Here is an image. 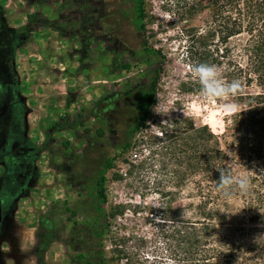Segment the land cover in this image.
Here are the masks:
<instances>
[{
    "label": "rangeland",
    "instance_id": "obj_1",
    "mask_svg": "<svg viewBox=\"0 0 264 264\" xmlns=\"http://www.w3.org/2000/svg\"><path fill=\"white\" fill-rule=\"evenodd\" d=\"M133 2L0 0V21L6 28L0 43L13 45L11 60L10 45L0 47V80L9 81L11 69L29 123L25 154L14 169L22 174L14 178L21 188L6 191L10 198L19 196L20 202L9 204L0 264H17L19 254H24L25 264H99L98 256L90 259L86 253L98 228L87 210L94 195L81 158L88 152L97 157L110 151L115 130L104 99L143 80L152 66L144 56L115 47L116 35L136 46ZM160 5L161 0H143L148 45L165 55L155 101L145 125L132 134L130 147L105 171L98 223L102 235L95 243L104 264H166L163 224L179 219L178 207L189 199L174 179V165H164L160 143L151 137H158L162 126L176 116L195 126L205 124L209 112L216 116L206 125L220 134L223 116L234 109L224 101L204 102L199 91L183 88L192 75L183 61L182 24L174 23ZM193 103L200 118L184 114ZM8 126L6 116L0 131ZM169 191L178 192L173 202L162 195ZM169 208L175 211L166 213Z\"/></svg>",
    "mask_w": 264,
    "mask_h": 264
},
{
    "label": "trees",
    "instance_id": "obj_2",
    "mask_svg": "<svg viewBox=\"0 0 264 264\" xmlns=\"http://www.w3.org/2000/svg\"><path fill=\"white\" fill-rule=\"evenodd\" d=\"M160 7L173 16L174 23L182 24L183 61L189 71L194 64L206 62L217 67L225 82H239L234 94L215 100L234 106L223 116L220 134L206 124L195 126L190 119L176 116L162 126L158 137H151L153 143H160L164 165H174V179L189 199L178 207L179 219L163 224L166 264H264V0H161ZM133 12L136 46L116 35L115 47L144 56L152 66L143 80L104 99L115 130L110 151L97 157L88 152L81 158L89 169L94 195L87 210L98 228L86 253L90 259L98 256L99 264H104V257L95 243L102 235L98 223L105 201V171L118 153L130 147L132 134L145 125L165 59L144 35L143 0H134ZM105 32L114 35L112 30ZM185 86L199 91L193 77ZM220 173H230L234 179L247 176V190L232 186L226 196L218 187ZM177 194L162 193L171 202Z\"/></svg>",
    "mask_w": 264,
    "mask_h": 264
},
{
    "label": "flooded vegetation",
    "instance_id": "obj_3",
    "mask_svg": "<svg viewBox=\"0 0 264 264\" xmlns=\"http://www.w3.org/2000/svg\"><path fill=\"white\" fill-rule=\"evenodd\" d=\"M5 26L0 21V35L6 31ZM9 33V32H8ZM8 41H2L0 47L7 46ZM9 56L11 60L10 50ZM13 72L10 69L9 81L0 80V121L8 116L9 126L6 131H0V237L8 234L9 204L15 205L19 196L9 197V192L20 187V183L14 181L15 177H20V172L15 173L14 169L21 165L20 157H24L26 150V109L25 103L19 91L15 89ZM21 188V187H20ZM9 191V192H6Z\"/></svg>",
    "mask_w": 264,
    "mask_h": 264
},
{
    "label": "clouds",
    "instance_id": "obj_4",
    "mask_svg": "<svg viewBox=\"0 0 264 264\" xmlns=\"http://www.w3.org/2000/svg\"><path fill=\"white\" fill-rule=\"evenodd\" d=\"M190 72L192 77L199 85V96L204 102L210 103L214 99H225L234 94L239 87L238 81L225 82L222 79L221 73L217 67L206 62L194 64L190 68ZM225 107L230 106L225 105ZM184 114L192 118H200V109L196 107L195 103H193L192 105L188 106V111ZM215 116L216 113L209 112L207 117L204 119V123L210 125L214 121ZM218 181V187L225 190L226 196L228 195L227 190L232 186H235L241 192L246 191L248 188L247 176H240L234 179L230 173H220V178Z\"/></svg>",
    "mask_w": 264,
    "mask_h": 264
},
{
    "label": "crops",
    "instance_id": "obj_5",
    "mask_svg": "<svg viewBox=\"0 0 264 264\" xmlns=\"http://www.w3.org/2000/svg\"><path fill=\"white\" fill-rule=\"evenodd\" d=\"M47 7L45 6V5H42V11H44V12H46L47 11ZM49 11V10H48ZM25 105V104H24ZM25 109H26V116H25V123H26V125H28L29 123L27 122V113H28V110H27V108H26V105H25ZM20 202V199H18L17 201H16V203H15V206H18V203ZM11 254V252L9 251L8 253H7V255H10ZM12 254H14V252L12 253ZM22 256L24 255V254H21ZM20 254H19V259L17 260V264H25V263H22V256H21ZM41 256V255H40ZM43 256V255H42Z\"/></svg>",
    "mask_w": 264,
    "mask_h": 264
}]
</instances>
